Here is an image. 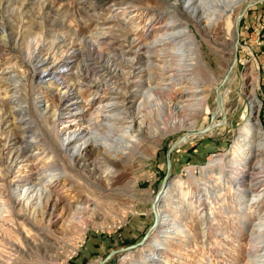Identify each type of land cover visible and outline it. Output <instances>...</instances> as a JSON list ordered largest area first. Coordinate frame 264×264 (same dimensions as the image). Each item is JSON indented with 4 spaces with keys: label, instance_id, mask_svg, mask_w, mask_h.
Masks as SVG:
<instances>
[{
    "label": "rangeland",
    "instance_id": "374dc122",
    "mask_svg": "<svg viewBox=\"0 0 264 264\" xmlns=\"http://www.w3.org/2000/svg\"><path fill=\"white\" fill-rule=\"evenodd\" d=\"M251 1L238 0L227 14L216 11L214 22L206 26L186 14L179 0L175 7V0H0V253L11 252L17 259L12 264H99L111 250L143 238L154 222L152 201L167 172V151L187 130L210 123L217 106L214 112L208 107L217 105L216 88L235 56V19ZM190 51L195 57L193 73L185 67L191 63ZM33 53L65 63L69 57L73 69L65 79L73 85L78 76L71 73L89 60L91 77L107 78L112 88L120 89V107L113 112L125 122L139 115L145 120L136 132L137 144L125 149L126 157L117 164L96 150L70 157L62 145L64 126L77 125L69 122L73 118L53 121L42 113L39 96L51 111L65 108V102L55 97L60 87L51 77L44 83L37 78L28 63ZM237 56L229 84L221 89L224 98L230 88L224 124L191 135L172 153L171 187L160 201L165 223L146 245L120 252L105 264H246L250 237L243 222L264 212V200L241 215L233 181L229 176L221 180L219 171L227 168L237 129L250 115L244 88L254 84L252 66L264 131V1L250 7L241 20ZM107 60L122 71L111 73ZM190 76L206 89L205 108L171 115L168 100L185 93ZM89 95L86 90L83 97ZM21 105H27V113ZM222 114L219 109L214 121ZM23 140L29 146L21 150ZM18 150L28 157L18 169H10L7 159ZM39 169L60 177L58 193L50 191L55 209L47 203L48 196L41 200L38 195L24 207L2 204L10 201L19 179L40 177ZM59 193L65 198H57ZM201 198H206L204 203ZM83 200L88 209L76 218L67 203L74 206ZM3 205L10 208L2 211ZM19 212L24 218L17 217ZM171 225L175 227L169 233L161 230ZM105 242L102 257H95L98 253L89 249Z\"/></svg>",
    "mask_w": 264,
    "mask_h": 264
},
{
    "label": "bare ground",
    "instance_id": "6f19581e",
    "mask_svg": "<svg viewBox=\"0 0 264 264\" xmlns=\"http://www.w3.org/2000/svg\"><path fill=\"white\" fill-rule=\"evenodd\" d=\"M179 1L183 6L184 12L194 21L208 26L210 23L214 22L213 17L217 14L216 11L227 14L233 10L238 0ZM177 2L178 0H175V2L171 3V5L175 7V3ZM215 2H217V4H215ZM203 14L205 17H202ZM204 21L205 23H203ZM166 37L168 36L166 35ZM149 47H151V45ZM74 52L75 51H73V53ZM35 53L37 52L35 51ZM188 55L189 60H191L189 62L191 63H187L185 67L187 69L190 66L188 70L193 73L195 67V64L192 62L195 60L194 53L190 51V54ZM68 58H66L67 62L65 63L62 60L56 61L51 57H40L38 55H34L33 53L28 59V63L33 65L35 74H37L39 81L44 83L45 79L47 80L51 77L55 84L60 87L56 92L55 97L59 99L61 104L65 102V108H57L51 111L49 106H45L44 98L39 96V102L42 104L41 111L44 115H48L53 121L59 120L60 118H73V120L69 122H75L77 126L75 129H68V126H64V137L62 140L64 150L73 160L75 158H82L84 156V151L89 152L96 150L104 154H108L114 159V163L117 164L118 159H122L123 156L126 157L127 152H125V149H130L139 141L138 134L136 132L143 129L145 120L139 115L138 117L135 116L125 122L124 117H121L119 112H113L115 108L120 107V101L117 100L119 98L118 94H120V89L117 87L112 88L113 86L107 78L103 79L99 76L91 77L90 72H88V65H90L89 60H86L84 63L86 65H82L83 68L81 67L76 72L71 73L75 77L78 76V84L73 85L67 83L65 76L73 69V65H70L72 60L70 61ZM84 66H86V68ZM106 66L108 67V70L114 74H118L122 71L115 62H111L109 60H107ZM250 69L252 70L251 75L253 73L256 75L253 78L254 84H249L244 88V93H246L248 100L250 115L246 122L238 127L237 133L234 136L229 150L232 157L228 162H225L227 164H224L225 168L227 167L226 169L228 170L225 169L224 171H219V178L221 180H224L228 176L232 179V188L239 196L237 204L240 208L241 215L243 216L247 209H257V207L264 200V131L258 114L259 99L255 84V82H258V77L255 71V66L249 67V70ZM246 74V76H248V73ZM89 78L91 80H87ZM187 80L189 84L188 88L190 89L187 88L183 91L185 93L168 100L171 115H185L189 111H201L205 108L208 96L202 94V92L204 93L206 89H204V86L200 84L199 80L192 76H190ZM229 81L226 83L227 85L229 84ZM85 82L87 83L84 84ZM229 89L225 91V97L223 98L222 96V103L220 106L215 104L212 109L208 107L211 112H214L217 106L216 110L219 112V109H222V112L226 117V95L228 94ZM86 90L90 91V95L88 98L86 97L87 99L83 97ZM113 91H116V93H113ZM108 94H111V97L110 101L106 102V96ZM142 95L144 96V94ZM69 106L71 107L68 108ZM142 106L143 103L140 101L137 104L139 111H141ZM20 108L27 113V105H21ZM61 110L68 111L60 112ZM139 113L141 114V112ZM23 120V118L20 119L21 122ZM102 128L107 131L103 132ZM114 131H120L121 134H119V136L114 135V133H116ZM196 136L197 135L195 134L194 137ZM23 141L25 143V147H21V150L26 149V146H29L25 140ZM21 150L11 152L6 163L8 168L18 169L22 162L28 157V155H22ZM225 157V155L223 158L221 157L222 159L219 161L221 165H223L222 162L225 161ZM210 163L214 162L210 160ZM44 171V169L38 170V175H40V177L29 175L27 176V179H19V183L10 191V201H3L2 204H9L11 208H14L15 206L24 207L29 205V203H32L31 201L34 196L38 195L41 200H43V196H48L47 203L49 206L53 205L52 207L55 209L57 205L52 202L53 199L51 198L50 191L55 190V188L61 184L60 177L56 175L48 176V174ZM62 187H65V184ZM170 187L171 186L168 184V188L165 192H168ZM57 198L62 199L65 197L59 193ZM205 199L206 198H201L200 201L204 203ZM161 202L157 205L156 210L160 217L161 225H163L166 221V215L164 216L161 210ZM67 205L75 209V213L73 214L76 218H80V213L84 214V212L88 209V205L84 202V200L74 206L71 202H68ZM5 208L9 209L10 207L3 205L2 211H4ZM0 217H2V214ZM17 217L24 218V215L19 212L17 213ZM246 220V222H243V227L244 229H247L250 237V246L247 251L246 264H264V212L261 211L257 213L254 219H249L247 217ZM2 221L3 220H0V229L1 226H3L1 224L3 223ZM171 227L172 225L168 227L164 226L161 230H164L165 233H169L171 231ZM207 234L209 233L204 231L205 237ZM0 254V264H12L11 262L17 261L16 257H12L13 255H11V252Z\"/></svg>",
    "mask_w": 264,
    "mask_h": 264
},
{
    "label": "water",
    "instance_id": "95a60500",
    "mask_svg": "<svg viewBox=\"0 0 264 264\" xmlns=\"http://www.w3.org/2000/svg\"><path fill=\"white\" fill-rule=\"evenodd\" d=\"M264 0H252L251 2H249L246 7L242 10V12H240L236 19H235V28H236V41L234 44L235 47V56H234V60L231 64V66L229 67L228 71L226 72V74L223 77L222 83L216 88V96H217V106H220L222 103V93H221V89L222 86H224V84L228 83L230 75H232V69L234 68V66L237 63L238 60V56H237V51H238V47H239V38H240V23L241 20L243 18V16L246 14V12L248 11V9L250 7H252L253 5L257 4L258 2H262ZM218 116V111L216 110V112L214 114H212L211 117V121L210 123L202 128L199 129L197 131H192V130H187V132H185L177 141H175L168 149L167 154H166V169L167 172L165 174V176L163 177V180L161 182L160 188L157 191L156 195L154 196V199L152 201V212L154 214V222L153 224L150 226V228L148 229V231L145 233V235L143 236V238L135 243L132 244L130 246H127L126 248H122V249H117V250H113L111 251L104 259H102V261H100L99 264H105L107 261H109L114 255L126 251V250H133V249H138L141 246L146 245V243L148 241L151 240L152 234L158 230V228L161 226V221H160V217L157 213V205L159 204V202L162 200L164 193L166 191V189L168 188V184H169V178L171 176V170H172V153L173 151L182 144V142L187 141L191 135L196 134L197 136L199 135H204L207 134L208 132L212 131L214 128L219 127L221 125L224 124V121L226 119L225 114L221 115V118L218 119L217 122H214L215 117Z\"/></svg>",
    "mask_w": 264,
    "mask_h": 264
},
{
    "label": "crops",
    "instance_id": "0c3cea01",
    "mask_svg": "<svg viewBox=\"0 0 264 264\" xmlns=\"http://www.w3.org/2000/svg\"><path fill=\"white\" fill-rule=\"evenodd\" d=\"M113 237V236H112ZM120 240V239H119ZM118 239H116L115 241H114V243H112L111 245H113V244H117V241H119ZM89 241L90 242H93V244H97L96 242H94V241H92V239H89ZM108 245L106 244V242L104 243V245H100V248L99 249H95L94 248V250H91V249H89L91 252H95V253H98V254H94V256L96 257H102L101 256V254H103L104 253V249L107 247ZM112 251V250H111ZM84 255V254H83ZM80 259L81 260H83L84 259V257H80ZM79 258H77V260H75V261H78V260H80ZM86 264H88V263H86Z\"/></svg>",
    "mask_w": 264,
    "mask_h": 264
}]
</instances>
